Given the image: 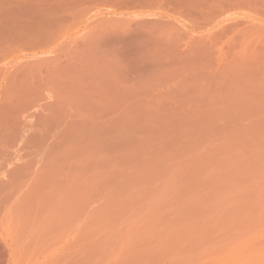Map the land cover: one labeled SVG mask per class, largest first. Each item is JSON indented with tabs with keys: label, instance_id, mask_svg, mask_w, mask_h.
I'll list each match as a JSON object with an SVG mask.
<instances>
[{
	"label": "rangeland",
	"instance_id": "1",
	"mask_svg": "<svg viewBox=\"0 0 264 264\" xmlns=\"http://www.w3.org/2000/svg\"><path fill=\"white\" fill-rule=\"evenodd\" d=\"M0 264H264V0H0Z\"/></svg>",
	"mask_w": 264,
	"mask_h": 264
}]
</instances>
